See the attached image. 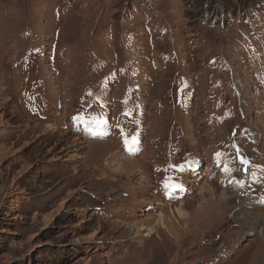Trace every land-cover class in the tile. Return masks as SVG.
<instances>
[{
  "label": "rangeland",
  "instance_id": "rangeland-1",
  "mask_svg": "<svg viewBox=\"0 0 264 264\" xmlns=\"http://www.w3.org/2000/svg\"><path fill=\"white\" fill-rule=\"evenodd\" d=\"M263 164L264 0H0V264H264Z\"/></svg>",
  "mask_w": 264,
  "mask_h": 264
},
{
  "label": "bare ground",
  "instance_id": "bare-ground-1",
  "mask_svg": "<svg viewBox=\"0 0 264 264\" xmlns=\"http://www.w3.org/2000/svg\"><path fill=\"white\" fill-rule=\"evenodd\" d=\"M247 107V106H246ZM249 107V106H248ZM252 108V107H251ZM264 165V164H263ZM252 193V195H255L256 197H257V195L254 193V191L252 190L251 191ZM129 193V192H128ZM130 194V193H129ZM130 196V195H129ZM228 199V198H227ZM189 202L190 201H188L187 203L189 204ZM252 204H254V203H251L250 204V210H251V208L253 207V205ZM184 204H181L180 203V206H183ZM175 211H177L179 214H181V218H184L185 216V214L184 215H182V213H180V212H182L183 210L181 209V207L179 208H177ZM239 212L240 211H237V214H234L233 213V216H235L236 217V219H237V215H238V217H240V219H258L259 217H262V215L260 216V215H258V214H256L255 212H253L252 213V215H251V213H243V212H241V214H239ZM145 224V223H144ZM143 223L142 224H140V223H138V222H136V223H134V224H132V225H130L129 227H128V229L130 230V231H132V232H134V231H137V236L136 237H139V236H141L142 234H143V232H146L147 231V233H149L148 234V236H149V239H152L153 237H154V233H155V230L152 228H147L145 225H144ZM162 225H164V223H162ZM186 226H188L187 225V223H186ZM238 226V225H237ZM239 228H242V229H240V230H238V231H236V232H234V233H232V235H233V238L230 240L231 242H233V241H237L238 240V238L239 237H241V233L243 232V229L246 227L244 224H242V226L241 225H239L238 226ZM159 231H161V230H159ZM162 232V231H161ZM160 233V232H159ZM229 233V232H228ZM146 234V233H145ZM226 235H227V233H226ZM135 237V238H136ZM156 237H157V240H160L161 241V243H160V248H162L163 250V253H161V254H156V255H162L163 257H162V259H160V258H156V259H154V255H152V256H148L147 257V259H146V261H143V262H141L140 264H167L168 262V260H165L166 259V256H168V255H170V253L167 255V254H165V253H167L168 251L167 250H165V247H166V244H165V242H164V240H165V236L162 234H157L156 235ZM133 238V237H132ZM170 238H172V240H174V237L172 236V234H171V236H170ZM146 239V238H145ZM263 239H264V237H263ZM255 240V239H254ZM145 242V241H144ZM204 242H206V238H205V241ZM252 243H255L254 241L252 242ZM251 243V244H252ZM257 243V242H256ZM191 244V243H190ZM192 245V244H191ZM183 249V248H182ZM188 248H186L185 247V249L184 250H187ZM170 257H171V255H170ZM169 257V258H170ZM139 258V257H138ZM168 258V259H169ZM174 257H172V258H170L169 259V261L170 260H172ZM142 259V258H141ZM238 260V259H237ZM237 260H235V261H237ZM260 260H262L261 259V257L260 256H258V258H257V261L255 262V263H259L260 262ZM263 261V260H262ZM171 262V261H170ZM182 262V261H181ZM119 263V262H118ZM211 263H212V261H211Z\"/></svg>",
  "mask_w": 264,
  "mask_h": 264
},
{
  "label": "snow or ice",
  "instance_id": "snow-or-ice-1",
  "mask_svg": "<svg viewBox=\"0 0 264 264\" xmlns=\"http://www.w3.org/2000/svg\"><path fill=\"white\" fill-rule=\"evenodd\" d=\"M100 122L103 123L102 120ZM133 142H135V138L134 137H133ZM175 187L179 188V187H181V185L177 184V185H175Z\"/></svg>",
  "mask_w": 264,
  "mask_h": 264
}]
</instances>
